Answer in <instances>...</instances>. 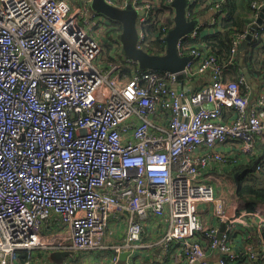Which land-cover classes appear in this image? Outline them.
Listing matches in <instances>:
<instances>
[{"label": "built area", "instance_id": "2783aa9c", "mask_svg": "<svg viewBox=\"0 0 264 264\" xmlns=\"http://www.w3.org/2000/svg\"><path fill=\"white\" fill-rule=\"evenodd\" d=\"M173 1L104 0L140 13L137 48L147 52L148 42L160 38L161 47L151 49H161L159 56L173 27ZM188 1L192 20L202 7ZM91 3L0 0V264H55L53 253L67 254L62 264H120L125 252L124 263L133 264L136 252L160 250L164 257L173 246L179 264H212L208 246L220 253L216 264H237L240 254L224 238L237 224L241 232L254 227L264 234V203L250 212L233 191L227 200L215 188L227 168L264 155V92L253 99L244 75L226 79L225 65L205 44L185 42L218 30L222 16L196 19L192 34L179 39V55L191 56L183 71H140L122 55L119 28ZM250 8L249 28L264 0ZM151 28L157 33L149 39ZM249 30L231 39L227 65ZM258 39L264 17L249 42ZM131 66L126 80L123 69ZM179 75L176 92L170 86ZM262 162L264 156L256 171ZM199 204L225 226L221 240L200 222ZM110 222L124 227L122 243H104ZM148 225L158 238L137 244ZM249 252L248 260L264 256L263 247ZM92 254L102 263L85 261Z\"/></svg>", "mask_w": 264, "mask_h": 264}, {"label": "trees", "instance_id": "16d2710c", "mask_svg": "<svg viewBox=\"0 0 264 264\" xmlns=\"http://www.w3.org/2000/svg\"><path fill=\"white\" fill-rule=\"evenodd\" d=\"M253 0H222L213 1L207 4V0H192L193 8H200L191 14V19L196 20L204 17L208 13H217L222 16L221 26L216 31L204 32L198 34L195 38L187 39L185 42L188 46L195 47L198 44H205L208 52L213 55L219 63L225 65L224 70L225 78L228 80H236L239 75H244L243 68L240 64V59H243L245 67L247 69L246 75L254 78L258 76L260 79H264L262 70L264 69V39L252 40L248 43L247 48L243 51H238L234 65L230 66L226 63L229 62L231 57L230 47L231 39L235 34H242L249 30V25L254 18V11L250 8V3ZM111 26H116L121 31L119 24L108 21ZM157 33L156 28L148 30L149 39L153 38ZM149 50L147 52L151 54L161 53V49L152 51L151 49L161 47L162 39L157 38L153 41H149ZM188 51L184 50L183 53ZM105 61L106 63L113 62L110 58V47L107 45L105 48ZM130 69L135 70V66L124 68L126 73V80L130 79ZM264 155H258L250 160L248 164H241L234 167L231 173L238 172L239 176L235 182V195L237 198L243 200L246 203L248 211H253L255 206L259 203H264V162H262V169L256 171V164L259 159L262 160ZM264 238V234H263ZM248 243L255 249V239L250 235ZM136 260V258H135ZM26 261L25 252H20L18 257V263ZM259 261V262H256ZM261 259H245L240 258L237 264H260Z\"/></svg>", "mask_w": 264, "mask_h": 264}, {"label": "water", "instance_id": "95a60500", "mask_svg": "<svg viewBox=\"0 0 264 264\" xmlns=\"http://www.w3.org/2000/svg\"><path fill=\"white\" fill-rule=\"evenodd\" d=\"M190 5L188 0H174L172 7L174 8V18L173 27L167 32L165 37L166 49L162 56L150 55L140 48H137V33L135 29V23L137 13L133 8L128 5L125 9L114 8L104 2V0H92L91 10L97 15L102 16L106 20L113 23L119 24L121 26V33L119 35V42L121 44V51L123 57L130 61L132 64L136 65L140 71H168L170 73H178L184 70L185 65L190 62L191 56H181L177 50V43L179 39L184 38L196 29L197 20H187L186 19V8ZM264 17V9L259 14V18L256 23L250 27L249 34L245 41L240 46V51L247 48L250 37L254 29L259 25ZM241 67L243 68V73L245 77L247 70L244 66L243 60ZM184 79L183 75H179L176 79V83L170 86V89L176 92L180 91V84ZM224 225L219 232V236L222 235L224 231ZM67 256L66 253H53L49 254L52 259H63ZM127 257V252L120 254L119 263L123 264L125 258ZM55 263L56 260H53Z\"/></svg>", "mask_w": 264, "mask_h": 264}, {"label": "crops", "instance_id": "0c3cea01", "mask_svg": "<svg viewBox=\"0 0 264 264\" xmlns=\"http://www.w3.org/2000/svg\"><path fill=\"white\" fill-rule=\"evenodd\" d=\"M209 32V31H206ZM243 59H240V61ZM244 63V61H243ZM240 64L242 65V62H240ZM245 66V63H244ZM246 68V67H245ZM247 70V69H246ZM249 76V75H248ZM250 87H251V94L254 97L259 94V93H263L264 92V79H260L258 78V76H255L254 78H247ZM252 98V97H251ZM226 170H229V173L232 169L227 168ZM229 175V174H227ZM226 178V177H225ZM230 181V180H229ZM230 183H232L230 181ZM234 184V183H233ZM223 186V185H221ZM225 187V185H224ZM231 187L228 190L225 191H221V192H217L215 190L216 195H221L224 196L227 200L229 199V197L231 196ZM198 213H199V217L200 220L204 221L207 225L211 226L212 228H215L218 230V232H220V229L222 227V223H220L213 214H211V212H208L207 206L203 205V204H199L198 205ZM238 225V226H237ZM235 226V229L232 233V246L234 248H236L237 250H240L241 248L248 247V242L246 239V236L243 234V232H241L240 229V225L237 224ZM119 233L120 236L122 235V227L119 226ZM250 235H252L253 238H255V236H253L252 231L249 232ZM120 240L122 239V237H120ZM148 238H150V240H152L151 238L155 237V240L158 238V236L156 234H153L152 236H147ZM160 250H151V249H147L145 251H141V252H136L134 254V256L132 257V263L133 264H179V258H178V250H176V246H173L172 250L170 251V253L167 256H160L159 253ZM208 255V259L210 262L216 264V260L218 258V253H207ZM137 257V259L135 260V258ZM262 262L260 264H264L263 260H261ZM259 262V261H256ZM56 264V263H55ZM126 264V263H124Z\"/></svg>", "mask_w": 264, "mask_h": 264}, {"label": "rangeland", "instance_id": "374dc122", "mask_svg": "<svg viewBox=\"0 0 264 264\" xmlns=\"http://www.w3.org/2000/svg\"><path fill=\"white\" fill-rule=\"evenodd\" d=\"M238 176H239V174H238V172H235V173H229V175H226V178L225 177H223V176H219L218 177V179H219V181L221 180V182H222V185L223 186H216V188H215V190L217 191V192H221V191H225V190H228L230 187H231V191H233V193L235 194V182H236V180H237V178H238ZM232 182V183H230V181ZM234 183V184H233ZM224 185H225V187H224ZM234 194H232V197L234 196ZM230 198H231V196H230ZM207 209H208V212H211V207L210 206H207ZM200 222L202 223V225H204L208 230H211V229H214V228H212L211 226H209V225H207L204 221H202V220H200ZM121 227H122V235L120 236V233H119V226H118V223H116V222H110L109 223V227H108V229H107V231L105 232V235H104V243L105 244H110V243H122L124 240H122V241H120V238L118 237V236H120V237H123V231H124V227L121 225ZM249 231H252V233H253V236H255V241H256V244L258 245L257 247H256V249L259 251H261V248L263 247L264 248V238H263V234H261V235H258V233H257V231L255 230V228L254 227H250V228H248V229H246V230H244V231H242L243 232V234L246 236V239L248 240V238H250V234H249ZM144 235L145 236H152L153 235V227H152V225H148L147 227H145L144 229H143V234H141V236H140V238H139V240L138 241H136V243L137 244H144V243H146L148 240H150V238H145L144 237ZM232 234H226V237L224 238V240L227 242V244H229L230 246H231V249L233 250V251H235V252H237L238 254H240V258H245L246 259V257H250L249 256V251H251L252 250V248H250L249 246V243H248V247H245L244 246V248H241L240 250H237L236 248H234L232 245ZM125 238V237H124ZM217 238L219 239V240H221L223 237H222V235L221 236H219V233L217 234ZM248 242V241H247ZM262 243V244H261ZM206 249V252L207 253H218V258H217V260H216V262L218 261V259H219V257H220V253L217 251V250H212L211 248H209V246L207 247V248H205ZM178 252L180 253V251H179V249H178ZM98 255H94V254H92V255H90L89 257H87L86 259H85V261H93V260H96V262H99V260H100V263H102V261H103V259H98V257H97ZM207 260L209 261V259H208V255H207ZM255 260H257V257H253ZM136 259H137V257H136ZM260 259H263L264 260V256H260ZM53 260H56V264H62V262H63V259H55L54 257H52V259L50 258V261L51 262H53V263H55ZM125 261V260H124ZM210 262V261H209ZM33 263H39V261H38V258H37V260L36 261H34ZM210 263H212V262H210ZM264 263V262H263ZM123 264H124V262H123ZM212 264H214V263H212Z\"/></svg>", "mask_w": 264, "mask_h": 264}]
</instances>
